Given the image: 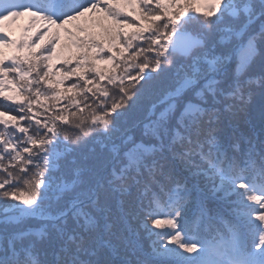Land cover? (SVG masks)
Segmentation results:
<instances>
[{"label":"snow or ice","instance_id":"1","mask_svg":"<svg viewBox=\"0 0 264 264\" xmlns=\"http://www.w3.org/2000/svg\"><path fill=\"white\" fill-rule=\"evenodd\" d=\"M0 264H264V0H0Z\"/></svg>","mask_w":264,"mask_h":264},{"label":"rangeland","instance_id":"2","mask_svg":"<svg viewBox=\"0 0 264 264\" xmlns=\"http://www.w3.org/2000/svg\"><path fill=\"white\" fill-rule=\"evenodd\" d=\"M23 23V20H17L15 24H13V35H18L19 34V25Z\"/></svg>","mask_w":264,"mask_h":264},{"label":"trees","instance_id":"3","mask_svg":"<svg viewBox=\"0 0 264 264\" xmlns=\"http://www.w3.org/2000/svg\"><path fill=\"white\" fill-rule=\"evenodd\" d=\"M68 131L71 133L73 130L71 128H69Z\"/></svg>","mask_w":264,"mask_h":264}]
</instances>
